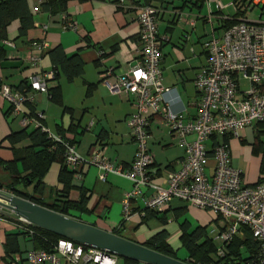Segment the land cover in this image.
I'll use <instances>...</instances> for the list:
<instances>
[{"label": "crops", "instance_id": "0c3cea01", "mask_svg": "<svg viewBox=\"0 0 264 264\" xmlns=\"http://www.w3.org/2000/svg\"><path fill=\"white\" fill-rule=\"evenodd\" d=\"M43 2L28 0L33 27L24 36L19 35L18 21L8 26L6 41L9 44L2 42L5 57L0 61V83L17 90L29 76L52 71L48 52L56 46H61L67 56L78 54L84 65L82 76L71 83L63 76L47 82L48 88L60 86L61 104L52 102L46 94L34 92L31 103L34 112L44 116L42 124L51 134L71 142L80 156L86 157L95 150H102L108 161L123 168L128 167L136 152L129 126L135 108L130 97L111 94L99 78L100 73L107 68L127 71L129 63L137 57L139 27L136 19L138 8L146 4L145 0L128 1L122 6L92 0H68L65 11L55 15L41 10ZM149 5L159 10V34L168 37V42L161 47L160 62L162 85L173 89L166 99H174V111L184 107L194 113L197 96L193 81L206 65L207 55L204 49L194 48L200 41L191 42V35L199 18L194 12L204 4L196 0H151ZM64 16L75 22V31L63 27ZM42 43L46 45L45 53L38 50ZM20 121L19 116L11 115L8 102L0 97V141L11 132L22 129L32 132L37 128L35 124L24 128ZM250 131L247 129L240 133L242 141L230 137L225 139L231 165L242 172L243 184L246 186L257 183L262 166L260 146L257 147L259 137L254 134L252 144L246 140ZM149 136L148 148L155 153H152L155 163L150 171L156 173L154 182L161 184L168 172L179 168L184 147L162 127L155 116L149 121ZM28 145V141H23L15 148L21 149ZM254 148L257 149L255 153ZM13 158L8 148L0 147L1 160L10 161ZM17 168L21 170L20 164H17ZM60 169V163L51 164L39 194L33 193V186L20 190L48 209L53 205L62 206L66 200L76 203L83 192L87 199L84 209H70L66 216L135 243L144 245L157 233L165 231V242L177 255L181 248L180 223L187 221L192 228H208L214 224L218 231L224 225L221 220H214L210 211L186 206L179 201H173L162 216L144 218L142 197L130 202L132 216L123 221V200L132 188L130 181L112 174L102 180L96 168L84 166L79 170L81 176L73 172L74 188L63 195L62 185L58 182ZM207 173H212L211 168L207 169ZM9 184V173L1 167L0 186L4 192L13 195L8 191ZM150 195V191L144 192L145 197ZM179 210H184V213L175 217ZM17 233L13 223L1 216L0 264H27L26 254L34 249V244L22 236L15 239L11 237Z\"/></svg>", "mask_w": 264, "mask_h": 264}, {"label": "built area", "instance_id": "2783aa9c", "mask_svg": "<svg viewBox=\"0 0 264 264\" xmlns=\"http://www.w3.org/2000/svg\"><path fill=\"white\" fill-rule=\"evenodd\" d=\"M92 1L122 6L134 0ZM196 1L207 6V22L213 23L214 15L222 23V33L216 37L213 31L212 38L203 44L207 63L193 81L197 96L194 113L184 107L174 111V99H166L173 89L162 85L160 62L161 47L168 42V37L159 34V10L151 5L142 4L138 8L139 48L128 70L119 72L118 69L107 68L100 73L99 81L109 92L119 97H130L135 108L129 126L136 152L126 168L108 161L102 150H95L86 157L80 156L73 144L51 134L43 126L44 116L41 113L34 112V117L26 109V105L33 101L32 93L48 95L47 82L53 78L52 71L29 76L26 93L0 83V97L8 102L11 115L21 118L22 127L35 124L53 142L62 146L64 164L78 176H81L79 170L82 167L91 166L101 173L102 180L112 174L131 182L132 188L123 200V221L132 216L130 202L138 197L143 199L144 210L160 213L166 211L173 201H179L186 206L210 211L214 220L223 222L216 237L220 244L216 247L218 259L224 258L225 249L235 238L244 240L245 231H248L257 248L246 260L237 263L264 264V0H231L227 4H223V0ZM211 4L218 12H210ZM231 6L236 13H241L236 15L239 17L218 15L219 11ZM256 7L261 10L259 19L249 20V14ZM63 21L65 29L76 30L75 22L68 16H64ZM227 22L233 24L226 26ZM3 43L9 44L6 40ZM38 47L45 53L44 43ZM152 116L159 118L162 127L184 147L179 168L168 172L161 184L154 182L156 173L150 171L155 163L154 155L148 148ZM247 129L259 137L257 142L261 145L262 166L253 186L243 184L242 172L231 165L225 142L227 137L242 141L240 133ZM208 168H211V174L207 173ZM146 191H150L151 195L145 197ZM0 192L10 195L2 189ZM13 220V225L19 230L33 233L29 228L32 224L15 215ZM26 263L117 264V256L59 239L50 251L29 250Z\"/></svg>", "mask_w": 264, "mask_h": 264}, {"label": "trees", "instance_id": "16d2710c", "mask_svg": "<svg viewBox=\"0 0 264 264\" xmlns=\"http://www.w3.org/2000/svg\"><path fill=\"white\" fill-rule=\"evenodd\" d=\"M67 1L68 0H44L40 8L43 12L55 15L65 11ZM150 1L151 0H145V3L149 5ZM14 21L19 22L18 32L20 36H24L27 31L33 27V15L29 9L28 0H0V61L5 57V50L2 42L7 38L8 26ZM231 24H233V22H227L226 26H230ZM48 57L52 65V80H57L60 76H63L68 83H71L82 76L84 72V65L79 55L74 54L72 56H67L61 46H56L50 50L48 52ZM17 90L26 93L29 90L26 81H24ZM47 92L52 102L58 105L61 104V91L59 85L53 88L47 87ZM26 106L27 110L35 117L32 105L27 104ZM23 141H28L29 145L21 149H16L15 145ZM3 142L7 143L14 156L10 161L0 159V167L7 171L10 176L8 191L13 193L14 196L30 200L43 206L33 197L22 192L20 188L33 186V193L39 194L43 187V178L54 162L61 164L58 175V182L62 185L61 193L67 195L70 190L74 188L72 185L73 171L69 170L64 164V150L62 146L53 142L48 137V134L41 131L40 128H36L32 132H27L26 129L11 132L0 142V146ZM258 146H260L261 150V145L257 144V147ZM256 151L257 149L254 148L253 152L255 153ZM17 164H20L21 170L17 168ZM0 189H2L1 186ZM86 200V196L82 192L80 199L76 203L66 200L62 202V206L53 205L50 209L66 216L70 209L83 210L86 205ZM144 212V218L162 216L164 214L163 212L160 213L151 210H144ZM183 213L184 210H179L176 212L175 217H180ZM5 219L11 223L14 222L11 217H5ZM29 228L32 229V234L16 228L18 233L11 237L15 239L17 236H22L34 244V249L46 251H50L52 246L59 239H64L35 226H29ZM179 228L181 231L179 237L181 248L187 253L185 259H179L176 252L172 251L165 242L167 238V233L165 231L157 233L146 242L144 246L166 256L186 261L189 264H219L220 262H225L224 264H238L237 262L246 260L257 248L256 243L251 238V234L245 231L244 240L235 238L232 244L225 249L224 258L218 259L216 257V246L213 240L208 237L206 227L196 226L192 228L187 221H184L180 223ZM6 252L7 254L9 253L7 250ZM138 263L139 262L130 259H124V264Z\"/></svg>", "mask_w": 264, "mask_h": 264}, {"label": "water", "instance_id": "95a60500", "mask_svg": "<svg viewBox=\"0 0 264 264\" xmlns=\"http://www.w3.org/2000/svg\"><path fill=\"white\" fill-rule=\"evenodd\" d=\"M0 207L35 227L81 245L105 250L123 259L144 264H188L24 198L0 192Z\"/></svg>", "mask_w": 264, "mask_h": 264}, {"label": "rangeland", "instance_id": "374dc122", "mask_svg": "<svg viewBox=\"0 0 264 264\" xmlns=\"http://www.w3.org/2000/svg\"><path fill=\"white\" fill-rule=\"evenodd\" d=\"M230 1L231 0H223L222 3L223 4H227ZM210 12H213V13L218 12V10L216 9L214 4L210 5ZM260 12H261L260 7H256L249 14L248 19L249 20H258ZM194 13H195V16L197 15L199 18L196 21L197 22L196 28L193 29L194 33L191 35V42L200 41L199 43H196L194 45V48H199V49L203 50V44L212 38L213 31H214V34H215L216 37L221 35V33H222V27H221L222 23L217 21V19L215 18L216 16H214V15H213V18H212V22L213 23L207 22L205 20L209 16V11L207 9V6H205V5L201 9H196V11ZM240 14L241 13H236L235 8H233L231 6V7H227V8L222 9L221 11H219L218 15L219 16H223V17L224 16L225 17H239V16H236V15H240ZM262 20H264V15L262 16ZM190 46H191V44H190ZM246 136H247L246 140L248 141V143L252 144L253 141H254V137H255L253 132H252V130L250 131V133L248 132ZM1 146H5L6 148L9 149V147H8L6 142H3L1 144ZM209 146H210V144H209ZM151 153H154V152L151 151ZM253 158L255 159L256 157L253 156ZM2 170H4V169L2 168ZM208 172L210 173V171H208ZM0 216L7 217V218H10V217L14 218V215L11 212H9L6 209H4V208L0 210ZM206 230H207L208 237L213 240L215 246L216 247L220 246L219 242L216 239V237L219 234L217 226H215L214 224H211L208 228H206ZM177 255H178L179 258H185L186 257V251L184 249L180 248V250L177 251ZM117 264H124V259L121 258V257H117Z\"/></svg>", "mask_w": 264, "mask_h": 264}]
</instances>
